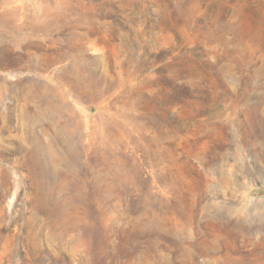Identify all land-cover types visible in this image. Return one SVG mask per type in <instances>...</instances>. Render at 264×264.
I'll use <instances>...</instances> for the list:
<instances>
[{"label": "rangeland", "instance_id": "374dc122", "mask_svg": "<svg viewBox=\"0 0 264 264\" xmlns=\"http://www.w3.org/2000/svg\"><path fill=\"white\" fill-rule=\"evenodd\" d=\"M0 264H264V0H0Z\"/></svg>", "mask_w": 264, "mask_h": 264}]
</instances>
